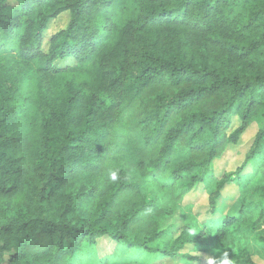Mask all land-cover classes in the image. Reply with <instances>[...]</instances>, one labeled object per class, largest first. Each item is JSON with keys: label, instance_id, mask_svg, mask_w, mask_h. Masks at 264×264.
<instances>
[{"label": "trees", "instance_id": "16d2710c", "mask_svg": "<svg viewBox=\"0 0 264 264\" xmlns=\"http://www.w3.org/2000/svg\"><path fill=\"white\" fill-rule=\"evenodd\" d=\"M260 116L264 0H0V264H264Z\"/></svg>", "mask_w": 264, "mask_h": 264}, {"label": "rangeland", "instance_id": "374dc122", "mask_svg": "<svg viewBox=\"0 0 264 264\" xmlns=\"http://www.w3.org/2000/svg\"><path fill=\"white\" fill-rule=\"evenodd\" d=\"M69 19H70V14L65 13L64 15L59 17L57 20H55L51 24L49 31L46 34L47 38H49L52 33L58 31L59 29L63 27H66L69 22ZM258 120L261 123V125H264V116H260ZM234 121H235V125L239 124V120L237 118H235ZM258 126L259 125L257 124V122L253 123L249 127V129L244 133L238 145L230 146L229 150L223 155V157L221 159L216 160L215 173L217 175L220 176L224 171L235 170L243 162L245 154L249 150V147L251 146L253 142L255 134L258 131ZM226 192H228V198H229V196H232L235 194L236 187L234 185H230L227 187ZM187 200L195 204V211L200 212L202 218L205 216H209L208 197H207V194L204 192L202 186H200L195 191H193L191 194H189L187 197ZM230 212L237 213L238 212L237 205L234 206ZM99 248H101V250H103L106 254H109L113 257H123L124 256L120 247H118L116 243L110 240L109 238L102 240L100 242ZM237 250H238V247L233 245L230 247L229 251H237ZM130 252L131 253H128V255L138 254L137 251L135 250H131ZM138 257H139L140 262H143V264H154L152 257H147L142 253H139Z\"/></svg>", "mask_w": 264, "mask_h": 264}, {"label": "clouds", "instance_id": "9594fccd", "mask_svg": "<svg viewBox=\"0 0 264 264\" xmlns=\"http://www.w3.org/2000/svg\"><path fill=\"white\" fill-rule=\"evenodd\" d=\"M110 175L112 180L117 179V174L115 172H112ZM206 264H234V262L230 258V252L225 250L219 255L207 257Z\"/></svg>", "mask_w": 264, "mask_h": 264}]
</instances>
